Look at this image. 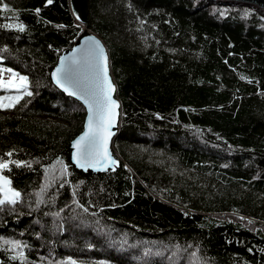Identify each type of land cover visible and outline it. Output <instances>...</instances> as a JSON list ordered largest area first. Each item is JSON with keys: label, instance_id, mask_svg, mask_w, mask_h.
<instances>
[{"label": "trees", "instance_id": "trees-1", "mask_svg": "<svg viewBox=\"0 0 264 264\" xmlns=\"http://www.w3.org/2000/svg\"><path fill=\"white\" fill-rule=\"evenodd\" d=\"M0 3L15 10L0 11V65L27 75L33 92L0 108V157L31 161L1 171L25 199L0 208V237L23 241L30 264H264V8L88 0L84 25L106 46L120 101L119 165L94 174L68 161L84 106L50 79L84 25L69 0ZM19 22L24 31L6 27ZM57 157L68 175L59 163L46 175ZM0 258L18 264L2 248Z\"/></svg>", "mask_w": 264, "mask_h": 264}, {"label": "snow or ice", "instance_id": "snow-or-ice-1", "mask_svg": "<svg viewBox=\"0 0 264 264\" xmlns=\"http://www.w3.org/2000/svg\"><path fill=\"white\" fill-rule=\"evenodd\" d=\"M49 3H51V0H45V4ZM2 10L15 11L7 3H0V11ZM33 11L39 13L40 8L37 7ZM245 15H247V12H245ZM6 27L18 29L19 31L25 30V25L22 22L8 23ZM57 27H64V25H57ZM6 48L7 45H4L3 48H0V52H3ZM3 59L4 57L0 56V60ZM108 59L101 41L94 36H89L84 44L72 48L67 55H61L58 63L50 72L51 80L55 86L68 96L81 101L86 108L87 115L83 125L84 130L71 141V159L75 162L76 167L83 169L105 170L118 163L108 147L109 138L113 135L112 128L117 122V109L119 107V102L113 98L115 85L108 75ZM5 73H7V77H5ZM240 78L247 79L244 76ZM37 87H39V84H37ZM0 89L16 90L14 95L0 96V108H12L26 95H33V92L29 90L30 80L27 75L21 74L10 67L5 68L2 65H0ZM261 95H264V92H261ZM5 155L11 157V150ZM56 163L60 164L58 175L69 174L68 165L64 164L60 157H57L52 165H42L46 175L49 174V169H55ZM10 164L17 167H31V161L10 160L0 157V170L8 169ZM83 183L84 181H78L73 186L74 197L76 189ZM11 185L10 178L7 175L0 174V205H15L18 202H23L21 191ZM48 187L49 185L42 183L40 188L35 191L37 204L31 205L32 207H36L43 202L42 197ZM73 202L78 203L75 200ZM67 206L65 205V207ZM79 207L84 212L88 211L83 204H80ZM52 215L55 216L58 213H52ZM249 222L251 223V221ZM96 223L99 224V221ZM60 230L63 231V228L61 227ZM36 235L39 236L40 233H36ZM86 246L88 248L93 247L91 243ZM0 248L8 254L9 260L17 261L18 264H30L25 255L26 245L23 241L0 237ZM144 251L148 253L149 249ZM192 255L195 256L196 254L193 253ZM137 259L139 260L141 257H137ZM35 264H40V262L36 261ZM49 264H90V262L77 260L72 256H65L62 260L50 261ZM99 264H109V262L101 261Z\"/></svg>", "mask_w": 264, "mask_h": 264}, {"label": "water", "instance_id": "water-1", "mask_svg": "<svg viewBox=\"0 0 264 264\" xmlns=\"http://www.w3.org/2000/svg\"><path fill=\"white\" fill-rule=\"evenodd\" d=\"M238 1H245V2H250V3H253L257 6H260L262 8H264V0H238ZM69 5H70V8H71V11L74 15V17L81 23V24H86V21H87V14H88V0H69ZM89 36H94L96 37L98 40L101 41V43L104 45L103 41L101 40V38L96 35L95 33H93L92 31H90L88 29L87 26L84 25L83 27V30L81 31V33L76 37V39L74 40V42L72 43L71 46L65 48L58 56L54 66L52 67V69L56 66V64L58 63L59 61V57L61 55H67L68 53L71 52L72 48L74 47H79L80 45L84 44L86 42V38L89 37ZM105 47V50L107 52V55H108V58H109V54H108V51L106 49V46L104 45ZM108 75L112 81V83L115 85V89H114V92H113V98L116 99L118 102H119V107L117 109V122L116 124L113 126L112 128V133L113 135L109 138V143H108V147H109V151L111 152L112 156L114 159H116L118 161V163H116L115 165H111L108 169H105V170H101V169H91V168H88V169H83V168H79V167H76L75 165V162L71 159V152H72V148H71V141L73 139H75L76 136H78L83 130V125H84V121H85V118H86V115H87V111H86V108L84 107L85 109V114H84V117H83V121H82V127H81V130L72 138L70 139L68 145H69V154H68V161L69 163L76 169L82 171V172H89V173H94V174H97V173H101V172H106L108 170H113V169H116L119 165V159L118 157L115 155L114 153V150H113V140H114V137L118 131V126H119V120H120V101L117 97V94H116V84L114 82V79H113V76H112V73H111V70H110V62H109V59H108ZM51 69V70H52ZM50 70V72H51ZM50 79H51V76H50ZM52 82V80H51ZM53 83V82H52ZM53 85L55 86V84L53 83ZM57 87V86H56ZM58 88V87H57ZM59 89V88H58ZM60 91H62L61 89H59ZM63 92V91H62ZM64 93V92H63ZM65 95H67L66 93H64ZM68 96V95H67ZM74 98V97H73ZM75 100H77L76 98H74ZM78 102H80L82 105L83 103L79 100H77ZM84 106V105H83ZM0 264H1V258H0Z\"/></svg>", "mask_w": 264, "mask_h": 264}, {"label": "rangeland", "instance_id": "rangeland-1", "mask_svg": "<svg viewBox=\"0 0 264 264\" xmlns=\"http://www.w3.org/2000/svg\"><path fill=\"white\" fill-rule=\"evenodd\" d=\"M250 3V2H249ZM255 5V4H254ZM260 7V6H259ZM262 8V7H261ZM5 77H7V74L5 73ZM15 92H16V90L15 89H9V90H4V89H0V96H2V95H14L15 94ZM2 170H0V174H2V172H1ZM21 191V190H20ZM21 193H22V201H24V199H25V194L21 191ZM19 204H21V202H18L17 204H15V205H7V204H5V205H0V208H10V209H16L18 206H19Z\"/></svg>", "mask_w": 264, "mask_h": 264}]
</instances>
